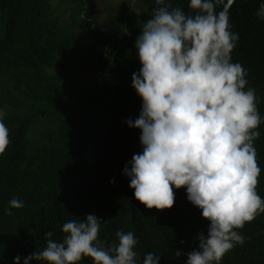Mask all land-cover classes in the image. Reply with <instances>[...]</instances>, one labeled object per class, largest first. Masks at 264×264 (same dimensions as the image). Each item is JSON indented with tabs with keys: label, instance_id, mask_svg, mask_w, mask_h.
I'll list each match as a JSON object with an SVG mask.
<instances>
[{
	"label": "trees",
	"instance_id": "16d2710c",
	"mask_svg": "<svg viewBox=\"0 0 264 264\" xmlns=\"http://www.w3.org/2000/svg\"><path fill=\"white\" fill-rule=\"evenodd\" d=\"M61 1L69 5L63 20L51 0H0V112L10 139L0 154V264H14L16 256L23 264L46 247V233L60 242L65 223L89 214L102 220L100 240L112 243L118 230L134 234L137 264L148 252L160 256L158 264H182L184 250L203 230L201 210L183 187L173 189L172 208L147 209L123 174L142 152L140 129L126 121L141 111L142 99L132 87V74L141 68L135 40L158 7L156 0L108 7L98 27L90 20L94 0ZM165 2L194 14L189 0ZM262 3L234 0L228 16L231 32L239 36L231 62L246 70L245 90L259 94L256 191L264 199V19L256 15ZM13 198L23 207L10 208ZM243 234L244 243L219 264H264V213Z\"/></svg>",
	"mask_w": 264,
	"mask_h": 264
},
{
	"label": "clouds",
	"instance_id": "9594fccd",
	"mask_svg": "<svg viewBox=\"0 0 264 264\" xmlns=\"http://www.w3.org/2000/svg\"><path fill=\"white\" fill-rule=\"evenodd\" d=\"M222 3L189 0L194 14H185L156 0L158 7L135 40L141 68L132 74V87L142 106L138 118L126 123L140 129L142 152L132 156L123 174L135 199L147 209L172 208L173 189L183 187L187 200L201 210L203 230L184 250L182 264H219L235 245L244 243L241 234L249 222L264 213V199L256 191L260 167L254 147L262 122L259 94L255 88L245 90L246 70L231 62L239 38L231 32L228 16L234 0L217 12ZM256 15L264 19V3ZM3 115L0 112V154L10 144ZM9 205L19 209L23 201L13 198ZM101 221L89 214L65 223L60 242L46 233V247L23 264H79L84 258L93 264H137L134 234L118 230L112 243L100 240ZM181 254L176 251L174 256ZM159 259L148 252L143 264H158ZM19 261L16 256L14 264Z\"/></svg>",
	"mask_w": 264,
	"mask_h": 264
},
{
	"label": "rangeland",
	"instance_id": "374dc122",
	"mask_svg": "<svg viewBox=\"0 0 264 264\" xmlns=\"http://www.w3.org/2000/svg\"><path fill=\"white\" fill-rule=\"evenodd\" d=\"M53 10L55 11V14L58 16L60 20H63L67 17V10L64 8H69L68 4H65L63 6V1H61L62 5L60 4V0H51ZM94 5L92 7V15L90 17V20L93 21V26H100L105 24L104 20L105 17H103L109 8H122L124 6H131L133 0H94ZM106 16V15H105ZM103 17V18H102ZM115 36V32H113ZM116 38V37H114ZM116 41V40H115Z\"/></svg>",
	"mask_w": 264,
	"mask_h": 264
}]
</instances>
